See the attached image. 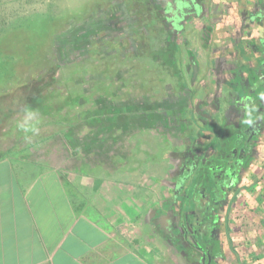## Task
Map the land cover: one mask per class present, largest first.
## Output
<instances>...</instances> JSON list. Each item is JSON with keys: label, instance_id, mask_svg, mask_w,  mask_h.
Returning a JSON list of instances; mask_svg holds the SVG:
<instances>
[{"label": "rangeland", "instance_id": "1", "mask_svg": "<svg viewBox=\"0 0 264 264\" xmlns=\"http://www.w3.org/2000/svg\"><path fill=\"white\" fill-rule=\"evenodd\" d=\"M262 11L264 0H0V157L70 167L95 146L128 148L131 163L144 158L134 149H162L163 179L177 181L203 152L209 164L249 147L264 167V92L249 104L247 90L254 70L264 78L249 36ZM262 115L237 143L239 124Z\"/></svg>", "mask_w": 264, "mask_h": 264}, {"label": "crops", "instance_id": "2", "mask_svg": "<svg viewBox=\"0 0 264 264\" xmlns=\"http://www.w3.org/2000/svg\"><path fill=\"white\" fill-rule=\"evenodd\" d=\"M259 19L249 36L264 45ZM86 151L70 167L0 157V264H264L261 151L223 149L211 164L203 152L177 181L163 179L162 149H134L144 158L132 163L128 148Z\"/></svg>", "mask_w": 264, "mask_h": 264}, {"label": "trees", "instance_id": "3", "mask_svg": "<svg viewBox=\"0 0 264 264\" xmlns=\"http://www.w3.org/2000/svg\"><path fill=\"white\" fill-rule=\"evenodd\" d=\"M252 78H253V80H254V82H253V85L251 86V89H250V91L248 92V96H249V99H251L252 100V98H251V96L253 97L254 95H256V94H258L260 97H262V95H261V92H262V89H261V86H262V84H263V81H260L259 80V78L258 77H256V76H254V75H252ZM254 99V101L256 100V98H253ZM254 101L252 100L251 102L249 101V104H254ZM257 101V100H256ZM254 107H252V109H253V111L255 112L256 110H257V106H256V104L255 105H253ZM258 117H260V118H251L250 120H249V123L250 122H252V125H251V127H249V132L250 133H256L257 131H259L258 129H257V127H258V125L260 124L259 122H260V120H262L263 119V115L262 116H258ZM245 120V119H244ZM246 120H248L247 118H246ZM253 120H255V121H253ZM246 122V121H245ZM248 122V121H247ZM248 123V124H249ZM247 124V123H246ZM256 124H257V127H255L256 126ZM248 127V126H247ZM245 135H248V133H246ZM250 135V134H249Z\"/></svg>", "mask_w": 264, "mask_h": 264}, {"label": "flooded vegetation", "instance_id": "4", "mask_svg": "<svg viewBox=\"0 0 264 264\" xmlns=\"http://www.w3.org/2000/svg\"><path fill=\"white\" fill-rule=\"evenodd\" d=\"M197 4V1H190V4L189 5H192V6H194V5H196ZM185 16H186V14H184ZM248 98V97H247ZM257 119L259 118V117H256ZM255 121V120H254ZM257 125V124H256ZM251 127V126H250ZM248 133L249 132V127H247V129H245V131L243 130V132H240V133H237L236 135H235V141L238 143H240L241 142V139H243L244 140V142L245 143H248V140H247V138L245 137V138H243L242 136H243V134L245 135V133ZM248 135H249V133H248ZM247 135V136H248ZM244 143V144H245ZM246 145V144H245ZM247 146V145H246Z\"/></svg>", "mask_w": 264, "mask_h": 264}, {"label": "clouds", "instance_id": "5", "mask_svg": "<svg viewBox=\"0 0 264 264\" xmlns=\"http://www.w3.org/2000/svg\"><path fill=\"white\" fill-rule=\"evenodd\" d=\"M29 116L31 117V112H29ZM39 121L34 122L33 124L29 125L27 122H25V125H20L21 127H25L27 131H32V132H38V125Z\"/></svg>", "mask_w": 264, "mask_h": 264}]
</instances>
